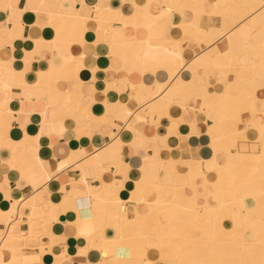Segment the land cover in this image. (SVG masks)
I'll return each mask as SVG.
<instances>
[{"label": "snow or ice", "instance_id": "1", "mask_svg": "<svg viewBox=\"0 0 264 264\" xmlns=\"http://www.w3.org/2000/svg\"><path fill=\"white\" fill-rule=\"evenodd\" d=\"M0 264H264V0H0Z\"/></svg>", "mask_w": 264, "mask_h": 264}]
</instances>
